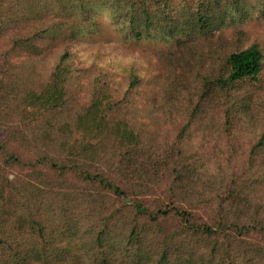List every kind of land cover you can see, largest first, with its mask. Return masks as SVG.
Listing matches in <instances>:
<instances>
[{"label": "trees", "instance_id": "1", "mask_svg": "<svg viewBox=\"0 0 264 264\" xmlns=\"http://www.w3.org/2000/svg\"><path fill=\"white\" fill-rule=\"evenodd\" d=\"M249 1L0 0V264H264V107L242 164L253 180L230 162L238 145L220 159L187 140L191 128L235 141L252 131L246 89L262 82L263 54L240 48L241 31L231 44L215 34ZM104 10L124 39L175 41L149 107L135 75L119 98L99 78L77 97L68 46ZM156 102L182 119H159ZM160 185L163 197L145 198Z\"/></svg>", "mask_w": 264, "mask_h": 264}, {"label": "rangeland", "instance_id": "2", "mask_svg": "<svg viewBox=\"0 0 264 264\" xmlns=\"http://www.w3.org/2000/svg\"><path fill=\"white\" fill-rule=\"evenodd\" d=\"M248 10L246 18L237 21H226L219 29L215 30V34H222L231 44V42L234 43L236 41L241 31L240 48H246L252 43H257L263 54L264 65V18L259 13L255 0L249 1ZM93 21L96 22L95 29L84 37L70 42L68 46L75 67V82L79 86L77 87V97L84 101L89 93L91 82L99 78L101 82H106L112 94L116 98H119L128 88L130 76L135 75L139 78V84L132 88V94L136 98L135 100L139 107L143 104L149 107L148 104L150 103L148 102L147 104L145 99L152 95L158 98V94L164 86L166 66L162 59V52L175 49L176 44L174 39H159L155 36L141 40H135L132 37L124 39L123 34L119 33V26L112 20V15L107 10L95 14ZM7 43V38L0 39V51L7 46ZM56 47L57 45L55 44L54 49ZM52 61L53 57H51L50 63ZM182 68L183 63L180 62L177 65V71ZM261 76L262 82L259 86L246 89L252 93L251 102H254L252 106L257 105L254 109L252 131L250 133L243 134L240 140L237 139L235 141L234 138L229 139L220 134V131V133L213 132L207 135L206 133L202 134L200 131H194L191 128V136L187 139L189 140L188 143L191 142L195 147L194 152L197 155L212 153V156L218 155L220 159L224 158L222 152L224 154L228 153L227 150L231 147L232 143L238 145L237 148L243 153H235L230 162L235 165L236 173L239 176L252 180L255 177L250 172H245L247 169L242 164L248 161L247 148L250 146L249 144L256 141L262 125L263 112L259 111L258 106L261 104L264 107V66ZM187 93L188 89L186 88L182 93L180 101L188 99L187 96L190 94L187 95ZM181 108H183L182 105ZM182 112L185 113L184 111ZM177 113L176 115L164 111L159 102H156V107L153 111V114L161 120L169 117L174 118V120L177 117V120H181L182 113L179 110ZM163 130L166 134V139L171 142L174 136H176L179 127L173 122L168 127L165 126ZM186 149H189L188 146ZM9 176H14V173H11ZM255 185L257 196L264 200V184L257 183ZM163 188V185H160L157 190L154 189L145 198L152 200L154 198L159 199L160 196L163 197L161 194ZM252 193L254 192L251 191ZM167 224L169 227H174V224L171 222Z\"/></svg>", "mask_w": 264, "mask_h": 264}]
</instances>
